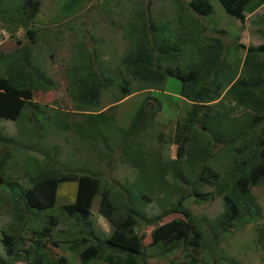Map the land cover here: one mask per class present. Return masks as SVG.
<instances>
[{"label": "rangeland", "instance_id": "obj_1", "mask_svg": "<svg viewBox=\"0 0 264 264\" xmlns=\"http://www.w3.org/2000/svg\"><path fill=\"white\" fill-rule=\"evenodd\" d=\"M10 6L13 1L5 0ZM38 12L35 15L32 28L36 29L35 46L32 54L40 68L51 78V88L44 91H33L30 99L44 107L43 114L51 117L52 111L66 113L65 121L68 123L80 118L74 110L75 102L71 98L73 85L68 83L71 65H86L84 52L75 45L80 43L85 51H89L94 63L108 70L112 74L114 85L100 90L99 111L105 110L108 119L102 128L108 137L105 151L94 144L80 142L78 136L72 131H57L53 128L49 118L46 125L41 128L28 126L25 113L21 122L32 134V138L25 139L21 129L13 121L0 119V135L16 142L11 143L10 157L0 169V177L12 181L14 188L23 189L28 185L27 176L32 170L25 168L26 159H40V154L29 149L36 143L38 150L52 152V161L60 172L74 171L77 173H94L100 178V188L93 198L86 217V227L94 234L106 237L113 229V224L98 212L100 193L108 191V198L113 207V219L117 222L124 214L125 206L132 209L137 219L135 228L140 236L142 249V264H178L188 261L190 257L196 264H225L231 259L233 264H264V250L256 242V229L264 220V183L251 186L246 193L239 190L232 180L239 173L231 171L234 164L239 171L246 165L241 164V158L255 149L253 138L248 143V149L229 151L222 143L202 142L203 134L191 131L185 135L186 147L176 157V144L173 143L174 126L177 121L181 123L184 111L190 107L191 102L179 96L174 104L171 99L177 96L179 82L167 77L163 88H143L144 83L127 74L118 63L119 56L127 47L123 36L127 24L140 12L150 17L155 24L168 22L170 38L181 35L182 31L194 34L201 44V37H219L226 62L231 67L234 58L242 57L243 50L233 47L234 40L244 45H257L264 43V7L256 13L248 14L245 10L252 5V0L243 6V21L227 14L217 0H210L211 12L208 16H200L186 8L187 0H88L71 16L62 17L59 7L64 0H37ZM180 4L183 8L180 18L174 12L175 6ZM9 13L12 9L8 10ZM182 23H179V22ZM0 19V49L11 50L16 45L15 39L24 41L23 30L10 24H3ZM192 35H190L191 38ZM99 51V54H97ZM190 48L185 46L183 55L188 57ZM4 64L0 63V74L3 75ZM79 70L77 71V73ZM236 76V74H235ZM124 79L127 83L128 94L122 99L118 85ZM146 106L154 107V116L146 130L137 136L139 148L145 152L146 157L160 158L161 175L156 181L147 180L144 173L131 166L127 158L121 157L120 142L117 128H126L134 111L140 102L147 97ZM27 99V98H26ZM172 102V103H171ZM231 105V103H227ZM239 110L236 108L235 113ZM232 114H230L231 117ZM225 122V121H224ZM255 129L256 126H255ZM33 131H39V139L33 136ZM24 136V137H23ZM162 139V140H161ZM206 145V146H205ZM215 145V146H214ZM4 142H0V154ZM8 146V145H7ZM208 147L211 155L206 168L200 162L189 166L187 159L192 148L202 149ZM200 149V150H201ZM173 160V162H170ZM176 161V162H175ZM142 169V168H141ZM155 170L153 165L149 172ZM216 174L212 177L211 174ZM76 183L63 182L56 189V197L52 208L37 212L26 213L20 202L19 215L11 210L7 201L9 188L0 183V232L15 231L19 243L18 247L33 246L37 242L46 243L48 257L56 258L64 255L71 264H82L78 252L63 250L50 244L52 239H60L65 245L68 240L78 238V229L73 219L68 216L60 206L72 202ZM197 193L198 198L191 195ZM190 194V196H189ZM224 197L236 203L241 199L250 198L256 208V220L248 221L239 217L240 224L234 227L221 229L222 222H216L217 217L224 216L227 207ZM178 202L188 210L200 231V242L196 247L180 241L176 249L161 254V245L151 244L152 230L173 219H181L182 215L171 210ZM45 214L55 217V225L50 230V236L40 238L34 236L31 229L40 230ZM113 220V222H114ZM1 235V233H0ZM93 241V239H92ZM91 241V242H92ZM216 243V244H215ZM88 243L82 244L78 251ZM64 245H62L64 247ZM18 249V248H17ZM101 254L90 258L84 264H105ZM0 257L4 258V250L0 243ZM13 264H27L14 261Z\"/></svg>", "mask_w": 264, "mask_h": 264}, {"label": "trees", "instance_id": "obj_2", "mask_svg": "<svg viewBox=\"0 0 264 264\" xmlns=\"http://www.w3.org/2000/svg\"><path fill=\"white\" fill-rule=\"evenodd\" d=\"M86 1L88 0H64L59 7L61 16L73 15ZM217 1L225 13L242 22L243 6L251 0ZM263 3L264 0H252V5L245 10V13L252 12ZM185 5L187 9L203 17L211 12L210 0H187ZM9 9H12L11 13L8 12ZM182 10L178 3L174 12L179 18ZM37 12V0L13 1L12 6L5 0H0V19L3 24L21 28L25 37L24 41L15 39L16 45L11 50L0 49V63L4 64L3 75L0 74V119L13 121L16 126L20 122L18 128L23 130L25 136L23 137L28 139L32 138V134L29 128L27 126L24 128L22 124L23 113L28 126L32 125V129H40L39 125H46L50 118L53 125L50 131L72 130L80 142L98 145L99 149L105 151L108 137L101 126L104 127L106 121L112 117L107 115L105 110L99 111L98 100L100 90L113 86L114 81L112 74L109 75L105 67L92 61V54L82 48L84 45L80 44L81 42L75 45V49L79 48L84 52L87 64L71 65L70 78H68V83L74 86L70 94L75 102L74 110L76 114H80V118L68 123L65 121L66 113L59 111H52L51 117H48L43 114L44 107L30 99L31 92H44L50 89L52 84L51 78L40 68L32 54L36 42V29L32 28V24ZM135 17L137 18L130 20L125 29L123 36L127 47L119 56L118 63L127 74L144 83L143 88L149 90L157 88L161 90L167 77L177 80L179 82L177 96L171 101L176 104L181 96L191 102L190 107L184 111V117L180 120L182 122L177 121L174 126L173 143L176 144V157H180L181 151L184 152L187 144L185 135L191 131L203 134L202 142L206 145L210 142L222 143L231 152L248 149V143L253 138L255 149L246 155L247 158L240 159L241 164L246 165L245 168L239 171L234 164L230 173L231 171L239 173L232 182L239 190H245L242 193H246L251 186L263 184L264 43L244 45L237 37L232 43L233 47L243 50L244 53L241 58L235 56V63L229 67L219 37H201L200 44L194 34L182 31L180 36H174L172 40L168 22L155 24L148 15H142L141 12ZM185 46L190 48L188 57L183 55ZM118 88L120 96L116 101L128 94L124 79L121 80ZM148 98L150 97L138 104L126 128L118 127L117 133L121 157L127 158L129 164L141 170L145 174L144 177L151 182L156 181L161 175L160 158L157 155L146 157L135 140V136L144 132L153 120L154 107L152 105L145 107ZM228 102L231 103L230 106L227 105ZM236 108L239 110L232 113ZM38 132L33 131L36 139H39ZM0 142H4L0 154L1 169L11 155L10 144L16 141L0 135ZM35 145L36 143H33L29 149L40 154V159L25 160L27 171L32 165V170H29L30 174L27 176L28 185L25 188L15 189L13 182L6 176L0 177V183L3 182L10 190L7 194L9 195L7 201L12 207L10 209L19 215L20 202L22 209L29 214L50 209L55 201L57 187L63 182L74 181L76 187L73 200L62 204L60 209L80 226L79 236L68 240L65 245L60 239H52L50 244L63 250L78 252L82 264L101 254H104L102 260L105 264H142L140 236L135 232L138 223L132 209L125 206L123 216L115 222L108 191L104 190L100 193L98 212L113 224V229L106 237L94 234L88 227L85 229L87 214L100 188L99 176L86 172H60L50 161L52 152L35 149ZM200 149H191L186 161L189 166L201 161L199 166L201 167L202 164L206 168L211 150L208 147ZM153 165L155 170L151 174L149 170ZM211 176L216 177V174L212 173ZM191 195L198 198L195 191H191ZM224 200L227 211L223 217L219 216L216 219V222L223 223L221 229L242 223L239 217L248 221L256 220V208L250 198L241 199L236 203L231 202L227 197H224ZM171 210L179 212L182 218L159 225L151 232V244L155 246L160 244L161 254L176 249L180 241L192 247H196L200 242V231L188 210L184 209L180 202ZM20 217L21 215L18 218ZM55 220L52 214H45L40 230L31 229L32 234L41 239L49 237ZM0 233V243L5 255L4 258L0 257V264H13L14 261L27 264H71L64 255L55 259L49 258L46 243L42 241L33 246L18 247L15 231ZM256 242L264 250V220L256 229ZM85 243L88 244L78 251ZM178 264H196V260L190 257L188 261H181ZM225 264H233V262L228 259Z\"/></svg>", "mask_w": 264, "mask_h": 264}, {"label": "crops", "instance_id": "obj_3", "mask_svg": "<svg viewBox=\"0 0 264 264\" xmlns=\"http://www.w3.org/2000/svg\"><path fill=\"white\" fill-rule=\"evenodd\" d=\"M264 7V3L260 4L259 6H257L252 12L248 13V14H252V13H256L259 9Z\"/></svg>", "mask_w": 264, "mask_h": 264}, {"label": "clouds", "instance_id": "obj_4", "mask_svg": "<svg viewBox=\"0 0 264 264\" xmlns=\"http://www.w3.org/2000/svg\"><path fill=\"white\" fill-rule=\"evenodd\" d=\"M243 18H244V16H243ZM238 20V19H237Z\"/></svg>", "mask_w": 264, "mask_h": 264}]
</instances>
